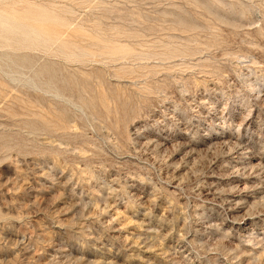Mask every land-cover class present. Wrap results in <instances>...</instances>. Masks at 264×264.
<instances>
[{
	"label": "rangeland",
	"instance_id": "obj_1",
	"mask_svg": "<svg viewBox=\"0 0 264 264\" xmlns=\"http://www.w3.org/2000/svg\"><path fill=\"white\" fill-rule=\"evenodd\" d=\"M0 264H264V0H0Z\"/></svg>",
	"mask_w": 264,
	"mask_h": 264
},
{
	"label": "bare ground",
	"instance_id": "obj_2",
	"mask_svg": "<svg viewBox=\"0 0 264 264\" xmlns=\"http://www.w3.org/2000/svg\"><path fill=\"white\" fill-rule=\"evenodd\" d=\"M13 30V29H12ZM30 41V40H29Z\"/></svg>",
	"mask_w": 264,
	"mask_h": 264
}]
</instances>
